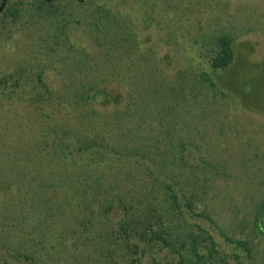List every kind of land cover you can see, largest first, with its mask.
<instances>
[{"label":"rangeland","instance_id":"rangeland-1","mask_svg":"<svg viewBox=\"0 0 264 264\" xmlns=\"http://www.w3.org/2000/svg\"><path fill=\"white\" fill-rule=\"evenodd\" d=\"M21 2L29 10L27 0H12L10 4ZM60 9L56 19L45 18L44 14L38 17L32 11L25 14V10L18 19L9 18L0 26V79L19 67L35 77L34 73L42 68L48 87L62 91L57 70L84 54L99 65L100 74L108 79L97 89L106 101L95 107L113 112L132 96L130 83L137 79L145 78L150 88L160 83L173 87L187 71L195 77L206 72L217 93L226 98L217 96L213 100L209 95L203 108L192 107L190 113L187 106L196 102V95L187 96L181 121L191 127L185 131L184 139L195 133L190 138L195 147H189L185 158L200 167L207 181L199 211L208 215L214 225L190 216L188 221L215 243L217 254L206 264H263L264 230L257 221L264 213V0H86L82 5L71 0L60 3ZM220 35L231 37L234 62L230 68L215 73L208 65L206 50ZM187 81L194 83L193 77ZM31 89L23 88L18 97L0 92V129L12 127L4 118L24 124L23 119L35 112V105L28 100ZM172 95L169 94L174 98ZM44 108L46 113L51 111L46 105ZM144 109L132 108L134 130H116L121 142L118 140L112 149L117 155L107 154L116 160L109 176L115 186L111 192L115 204L113 221L122 217L121 197L131 196L138 201L158 194L157 183L150 178L147 167L127 157L155 124ZM203 110L208 117L195 122L193 113ZM151 112H156L154 106ZM204 163L211 167L203 168ZM8 194L12 199L16 195L12 191ZM6 220L9 217L3 219L0 214L3 229L8 226ZM21 238L26 235H20L18 241ZM226 238L248 241L250 257ZM47 239L60 241L55 236ZM41 242L33 248L39 250ZM64 242L70 246L69 239ZM61 253V246H56L54 259H46L47 263L71 264ZM205 253L206 249H202ZM143 254L141 264H176L167 251L157 247H146ZM39 261L35 257V262ZM0 264L32 263L1 252Z\"/></svg>","mask_w":264,"mask_h":264},{"label":"trees","instance_id":"trees-1","mask_svg":"<svg viewBox=\"0 0 264 264\" xmlns=\"http://www.w3.org/2000/svg\"><path fill=\"white\" fill-rule=\"evenodd\" d=\"M10 1L0 0V26L9 18L18 19L25 10V14L32 11L38 17L44 14L45 18L56 19L61 15L60 3L71 0H27L29 10L24 2L18 5ZM72 1L80 5L86 2ZM206 53L215 73L230 68L234 62L231 37H216ZM80 56L57 70L62 91L48 87L42 68L34 73L35 77L19 67L0 79L3 96L7 92V96L18 97L23 88L31 86L28 100L35 105V112L27 120L22 117L25 125L2 119L12 127L0 129V214L3 219L9 217L5 229L0 221V253L32 264H38L37 257L42 264H48L46 259H54V249L59 245L61 255L71 264H141L139 258L146 247H157L167 251L176 264H206L217 254L215 243L203 230L191 226L188 217L202 218L213 225L214 221L199 211L207 181L200 167L185 158L189 147L194 146L190 138L195 133L184 139L185 131L191 127L181 119L187 96L196 95V102L187 106L191 113L192 107L203 108L209 95L213 100L226 95L217 93L206 72L195 77L187 71L173 87L160 83L150 88L145 78L137 79L130 83L133 94L120 110H100L95 105L103 106L106 98L97 89L108 79L100 74L97 63L84 54ZM191 77L194 83L187 81ZM171 93L174 98L169 96ZM43 105L51 111L46 113ZM137 107L145 108L155 124L146 139L125 154L147 167L150 178L157 183L158 194L138 201L131 196L121 197L122 217L113 221L115 204L111 192L115 186L109 176L116 160L107 154L117 155L112 149L118 145L116 130H134L132 108ZM193 117L197 122L208 115L203 110L193 113ZM202 166L211 167L209 163ZM8 191L16 194L14 199ZM257 223L263 231L264 213ZM23 234L26 238L18 241ZM53 236L59 243L47 239ZM226 241L250 257L248 241ZM39 242L40 249L35 250L33 246ZM202 249H206L205 254Z\"/></svg>","mask_w":264,"mask_h":264}]
</instances>
